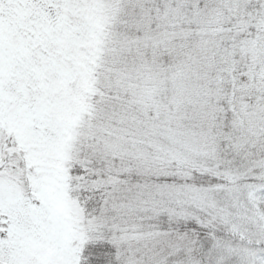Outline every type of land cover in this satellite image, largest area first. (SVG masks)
Wrapping results in <instances>:
<instances>
[{
	"label": "snow or ice",
	"instance_id": "obj_1",
	"mask_svg": "<svg viewBox=\"0 0 264 264\" xmlns=\"http://www.w3.org/2000/svg\"><path fill=\"white\" fill-rule=\"evenodd\" d=\"M0 264H264V0H0Z\"/></svg>",
	"mask_w": 264,
	"mask_h": 264
}]
</instances>
